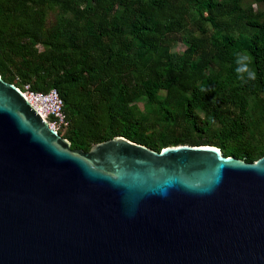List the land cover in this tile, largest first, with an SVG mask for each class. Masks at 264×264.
Wrapping results in <instances>:
<instances>
[{
    "label": "trees",
    "instance_id": "1",
    "mask_svg": "<svg viewBox=\"0 0 264 264\" xmlns=\"http://www.w3.org/2000/svg\"><path fill=\"white\" fill-rule=\"evenodd\" d=\"M252 3L264 0H0V75L57 89L71 148L120 135L254 161L264 154V7ZM237 53L252 57L255 80L238 78Z\"/></svg>",
    "mask_w": 264,
    "mask_h": 264
},
{
    "label": "water",
    "instance_id": "2",
    "mask_svg": "<svg viewBox=\"0 0 264 264\" xmlns=\"http://www.w3.org/2000/svg\"><path fill=\"white\" fill-rule=\"evenodd\" d=\"M0 264H264V154L71 148L0 75Z\"/></svg>",
    "mask_w": 264,
    "mask_h": 264
},
{
    "label": "built area",
    "instance_id": "3",
    "mask_svg": "<svg viewBox=\"0 0 264 264\" xmlns=\"http://www.w3.org/2000/svg\"><path fill=\"white\" fill-rule=\"evenodd\" d=\"M28 102L47 120L50 127L58 128L66 124L63 111V100L56 88L48 91H35L26 85L24 90L20 89Z\"/></svg>",
    "mask_w": 264,
    "mask_h": 264
},
{
    "label": "clouds",
    "instance_id": "4",
    "mask_svg": "<svg viewBox=\"0 0 264 264\" xmlns=\"http://www.w3.org/2000/svg\"><path fill=\"white\" fill-rule=\"evenodd\" d=\"M252 57L246 53H237L235 63L237 65L235 71L237 73L238 78L242 82H247L249 80L256 79V72L252 65Z\"/></svg>",
    "mask_w": 264,
    "mask_h": 264
},
{
    "label": "rangeland",
    "instance_id": "5",
    "mask_svg": "<svg viewBox=\"0 0 264 264\" xmlns=\"http://www.w3.org/2000/svg\"><path fill=\"white\" fill-rule=\"evenodd\" d=\"M248 1H249V0H248ZM244 4L247 5L248 2H247V3L244 2ZM252 7H253L254 9H257V8H259V9H263L264 4H263V3H252ZM54 17H55V15H53V14H50V15H49V19H50V20H53ZM172 49L175 50V51H182V50L184 49V44H183L182 42H178L175 46H173ZM140 104H141V103H140ZM202 115H203V114H202V112H201V116H202Z\"/></svg>",
    "mask_w": 264,
    "mask_h": 264
}]
</instances>
